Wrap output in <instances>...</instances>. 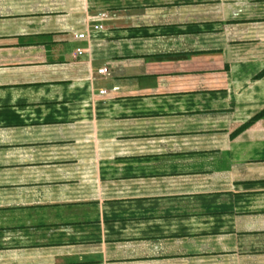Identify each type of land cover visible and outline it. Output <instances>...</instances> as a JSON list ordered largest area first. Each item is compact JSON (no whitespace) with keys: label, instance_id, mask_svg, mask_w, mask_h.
<instances>
[{"label":"crops","instance_id":"crops-1","mask_svg":"<svg viewBox=\"0 0 264 264\" xmlns=\"http://www.w3.org/2000/svg\"><path fill=\"white\" fill-rule=\"evenodd\" d=\"M263 111L264 0H0V264H264Z\"/></svg>","mask_w":264,"mask_h":264},{"label":"built area","instance_id":"built-area-1","mask_svg":"<svg viewBox=\"0 0 264 264\" xmlns=\"http://www.w3.org/2000/svg\"><path fill=\"white\" fill-rule=\"evenodd\" d=\"M95 28H97V26ZM77 37L80 38V39H83V38L86 37V35L84 33H81ZM77 52L80 53V54H82L83 53V50L82 49H77ZM100 72L105 73V72H107V69H105V68L100 69ZM100 92L103 94L105 91L102 90Z\"/></svg>","mask_w":264,"mask_h":264},{"label":"trees","instance_id":"trees-1","mask_svg":"<svg viewBox=\"0 0 264 264\" xmlns=\"http://www.w3.org/2000/svg\"><path fill=\"white\" fill-rule=\"evenodd\" d=\"M263 114H264V111H263L258 117H261ZM258 117H257V118H258ZM257 118H256V119H257ZM244 127H245V126H244Z\"/></svg>","mask_w":264,"mask_h":264}]
</instances>
